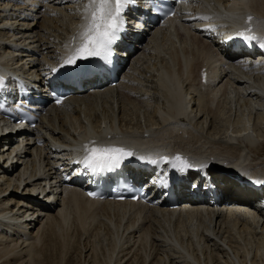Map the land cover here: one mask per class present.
Returning a JSON list of instances; mask_svg holds the SVG:
<instances>
[{"label": "bare ground", "instance_id": "6f19581e", "mask_svg": "<svg viewBox=\"0 0 264 264\" xmlns=\"http://www.w3.org/2000/svg\"><path fill=\"white\" fill-rule=\"evenodd\" d=\"M218 1L222 3L220 7L215 5L214 0H206L208 7L203 4L199 13L217 9L222 15L221 20L235 28L243 26L238 15H247L252 18V31L264 36V0ZM86 3L87 0H50L46 5L47 10L37 16L38 20L34 24H28L29 29L18 32L14 41L2 36L6 32L5 29H0V73L19 76L25 80L34 76L42 82L47 69L78 40L74 41V37L78 36L86 22ZM234 8L239 9V12L231 14ZM4 23L5 21H0V25ZM195 29V26H188L183 30L176 29V36L164 35L155 39L148 47L150 62H144L142 67H138L129 77L128 83L117 88H108L104 84L89 86L77 100L69 101L65 110H55L39 129L31 131L30 136L40 135L42 144L38 146L32 138L26 139L22 147L24 154L18 157L19 164L16 169L12 166V176L7 178L6 187L0 190V264L32 262L30 258L33 255L39 256L37 253L44 250L46 244L52 245L53 242L63 249L76 232L87 234V229L95 224L108 226L107 230L112 229L117 233V239L112 240L113 247H119L118 254L114 255L117 258L114 259V264H127L128 259L121 255L127 250L133 249L135 252L134 248L137 253L146 244L161 246L163 252L165 249L167 253L165 261L161 258L150 264H264V208L253 210L247 206L243 197L238 202L239 205L229 207V213L215 212L209 207L204 209L205 212L195 210L192 213L190 209L185 211L188 216L187 231L190 233L186 232L187 238L183 236L184 239L182 236L177 237L179 233H175V227L172 229L171 225L175 221L182 223L185 220L175 210L164 207L143 211L125 205H95L69 193L65 198L60 197L61 201L47 212V217H37L34 225L26 231V221L34 217V213L31 212L26 218L13 217L10 215L12 210L2 204L4 201L15 202L22 197L26 199L29 188L43 180L41 176H37L35 180H30L29 177H34L41 168L45 174L52 175V170L59 163L50 161L51 154L57 155L62 144L73 148L74 151H68L67 154L76 153L77 139L86 134H94L104 144L129 146L134 148L136 154L148 158L179 152L188 158L199 156L215 159L222 155L227 159H239L240 164L242 161H249L252 172L263 176L264 159L260 157V152L264 149V57L262 64L256 67L237 60L232 62L235 55H227L218 40L208 39L205 31L198 33ZM23 45L32 48L39 56L29 57L18 52L15 46ZM145 57L144 55L143 58ZM29 60L32 65L29 64L27 73L25 67ZM201 66L206 67L210 77L205 86L196 83ZM151 74L155 76L153 80ZM134 99H137L141 109L146 110L144 115L138 114L136 124L133 122L135 117L127 119ZM111 101L118 104L119 113L114 119ZM221 101L230 102L233 105L230 108L238 111V117L233 123H228L226 130L227 126L220 128L215 125L222 114V110L219 111ZM73 140L76 142H72ZM2 153L3 150H0V154ZM236 164L239 165L238 162ZM214 174L217 175L216 172ZM20 178L25 182V189L17 183ZM220 191L224 196L238 193L228 185L221 186ZM250 196L259 203L262 202L260 197L254 194ZM238 198L241 197L233 199ZM224 199L226 200L225 197ZM194 208L199 207L191 206V209ZM238 210L240 216L231 214ZM250 214L252 217L247 218L246 215ZM70 230L76 231L75 234L72 232L71 237ZM97 231L92 236L97 235ZM18 233L22 235L16 238ZM121 239L132 245L128 246L123 240L120 243ZM92 241L89 244V240L84 241L80 251L76 249L82 254L81 264H96L95 259H98L96 256L99 254L95 248L96 240ZM73 243L76 242L72 241ZM135 246L141 249H136ZM114 248L110 247L109 251L113 252ZM211 250L218 251V256L222 255L224 262L221 257L213 255ZM50 255L49 253L51 258ZM217 258H221L222 262ZM110 261L107 260L106 264ZM142 263L145 264L144 261Z\"/></svg>", "mask_w": 264, "mask_h": 264}, {"label": "snow or ice", "instance_id": "6c2138e0", "mask_svg": "<svg viewBox=\"0 0 264 264\" xmlns=\"http://www.w3.org/2000/svg\"><path fill=\"white\" fill-rule=\"evenodd\" d=\"M177 2L182 3L185 0H177ZM135 3L136 0H87L85 4V12L88 13L85 17L86 22L78 36L74 37V41L78 39L79 42L71 48L70 55L62 61V64L72 65L78 60L89 58H97L110 63L114 56L115 45L121 39H126L125 34L129 31L124 13L129 6L135 5ZM171 14L174 12L169 13V15ZM251 19L249 17V20ZM251 38L247 37V39ZM2 82V78H0V83ZM86 151L87 155L83 163L86 167L94 170L115 167L133 155L129 150L113 146H86ZM150 163L156 164L158 161L153 159ZM168 163L180 173L186 172L189 168L187 161L179 155Z\"/></svg>", "mask_w": 264, "mask_h": 264}, {"label": "rangeland", "instance_id": "374dc122", "mask_svg": "<svg viewBox=\"0 0 264 264\" xmlns=\"http://www.w3.org/2000/svg\"><path fill=\"white\" fill-rule=\"evenodd\" d=\"M156 62H155V59H154V63L153 64H155ZM152 64V65H153ZM150 66L151 68H154L153 66ZM154 70V69H153ZM153 77L151 78V80H153L154 79V74H151ZM150 97H151V95H149ZM149 97V100H151V98ZM132 105V106H131ZM140 105H138L137 104V101L135 100V102H132L131 104H130V109H131V113H129V116L127 117V119L128 120H131L132 119V117H135V120H134V118H133V122L136 124V122H137V117H138V114H142V115H144V113H145V111L146 110H144V109H141V107H139ZM138 108V109H137ZM239 108V107H238ZM230 109H232V108H230ZM230 109H229V107H228V105H225V106H223V108L221 109L222 110V114H221V116L217 119V121H216V123H215V125H216V127L218 126V127H220V128H223V127H225V126H227L226 128H225V130L228 128V123H233L234 122V119H236L237 117H238V111L237 110H234V113H232L231 111H230ZM139 111H141V112H139ZM133 124V123H132ZM232 126V125H231ZM215 127V128H216ZM140 129V131H142V128H139ZM219 137V136H218ZM260 157L262 156L263 157V159H264V149L260 152ZM188 218V217H187ZM193 217H191V219H192ZM185 221H183L182 223H177V221H175L174 223H172V225H171V228L173 229L174 227H175V229H173L174 231H175V233H179L178 235H177V237H181L182 239H184V237L185 238H187L186 237V235H187V233L186 232H189L190 233V231H187L188 230V224L186 223L187 222V219H184ZM185 222V223H184ZM175 226H174V225ZM179 226V228H178V226ZM183 225V226H182ZM93 226H95V227H93ZM92 227H91V229L89 228V229H87V234H85V233H81L82 234V236L80 235V233L79 232H76V234H75V232H73L72 230H70L69 232V236L71 237L73 234H75V235H73L70 239H69V242H67L66 243V245L63 247V249L60 247V246H55L56 244H55V242H53L52 243V245H51V243H49V245H45V248H44V250H41V252H38L37 253V255H39V256H37V257H34V256H36V255H33L31 258H30V260H32V262H29L28 261V263L27 264H81V262H82V257H81V253L80 252H77V250H79L80 251V249H81V245H83L85 242L84 241H87V240H89V242H87L88 244L89 243H91V240H96V241H94V243L96 244L95 245V248L96 249H98V254H99V256H100V258H99V256L97 255V252H96V255L98 256H96V258H98V259H95V263L96 264H106V262H107V260H111L110 262H109V264H114V262H116V260H114L116 257H114V255L116 256L117 254H118V245H117V248H114L113 246H114V242L112 241L113 239L114 240H116L117 239V233L115 234L114 233V230H112V229H110V227H109V229H110V231L109 230H107V227L105 226V225H101L100 226V224H95V225H93ZM99 226V227H98ZM105 226V227H104ZM181 226V227H180ZM92 228H96V230H94V229H92ZM98 228H101V229H98ZM102 228H104V229H102ZM162 228V227H161ZM97 229H98V231H97ZM178 229V230H177ZM88 230H90V231H88ZM92 230H93V232H92ZM101 232H100V231ZM162 230H163V228H162ZM227 230V229H226ZM97 231V235L96 234H93L94 236H92V233H95ZM108 231V232H107ZM179 231V232H178ZM72 232H73V234H72ZM88 232H90L89 233V235H88ZM101 234H100V233ZM107 232V233H106ZM109 232H111V233H109ZM112 232H113V234H112ZM116 232V231H115ZM79 233V234H78ZM188 233V234H189ZM76 235H80L79 236V238H78V236H77V238H76ZM85 235V236H84ZM101 235V236H100ZM110 235V236H109ZM116 235V236H115ZM90 236V237H89ZM96 236H97V239H95L96 238ZM184 236V237H183ZM73 237H75V238H73ZM83 237H84V239H83ZM89 237V238H88ZM88 238V239H87ZM75 241L76 243H73L72 244V241ZM122 240H123V242H124V239H121V240H119L120 241V243L122 242ZM78 241V242H77ZM92 241V242H93ZM118 241V242H119ZM241 242V241H240ZM69 243V245H67ZM80 243V244H79ZM125 244H127L128 246H129V244L130 245H132V243L131 242H124ZM72 244V245H71ZM78 244V245H77ZM141 244H145V243H141ZM54 245V246H53ZM75 245V246H74ZM79 245H80V248H79ZM147 246H145V247H148V248H146L145 249V247H144V249H143V245H142V249H141V247L140 248H138V247H136V249L138 248L140 251H137V253H136V250H135V248H134V251L135 252H133L132 250L130 251V250H127V251H125L126 253L125 254H123V255H121V257H123V256H126V259H128L127 260V264H141L143 261H144V263L145 264H150V263H153L156 259H161L162 258V260H164L165 261V255H167V253L165 252V249H164V252H163V248H160L161 246H159V247H153L152 245H149V244H146ZM244 245V244H243ZM39 246V245H38ZM52 246H53V248H52ZM68 246V247H67ZM70 246V247H69ZM74 246V247H73ZM77 246V247H76ZM150 246V247H149ZM152 246V247H151ZM47 247H49V249L51 248V250L49 251V249H47ZM55 247H57L56 249H55ZM76 247V248H75ZM98 247V248H97ZM110 247H112V248H114L113 249V252H110L111 251V249H110ZM37 248H39V247H37ZM42 248V249H43ZM61 248V249H60ZM69 248V249H68ZM75 248V249H74ZM78 248V249H77ZM154 248V249H153ZM53 249V250H52ZM59 249V250H58ZM77 249V250H76ZM100 249V250H99ZM107 251H106V250ZM162 251H161V250ZM68 250V251H67ZM70 250V251H69ZM110 250V251H109ZM115 250V251H114ZM157 250V251H156ZM160 250V251H159ZM53 251H54V253H53ZM55 251H60V252H55ZM64 251H65V254H64ZM44 252H49L51 255V258L49 257V253H48V255H47V253L45 254ZM64 254H62V253ZM132 252V253H131ZM211 252H212V254L213 255H215V256H217V257H221L220 255L218 256V251L216 252V250H215V252L213 251V250H211ZM111 255V256H108L109 254ZM113 253V254H112ZM134 253V254H133ZM140 253V254H139ZM43 254V255H42ZM61 254V255H60ZM146 254V255H145ZM149 254V255H148ZM217 254V255H216ZM220 254V253H219ZM44 257V255H45V257H44V259H43V257ZM46 255L48 256L47 257V261H45L46 260ZM79 255V256H78ZM106 255V256H105ZM141 255V256H140ZM145 255V257H143V256ZM108 256V257H107ZM110 257V259H108ZM136 257V258H135ZM147 257V258H146ZM55 258V259H54ZM81 258V259H80ZM143 258H145V259H143ZM222 258V257H221ZM221 258H219L220 259V261L222 262V260H223V258H222V260H221ZM48 259H49V261H48ZM104 259H107V260H104ZM117 259V258H116ZM142 259V260H141ZM218 259V258H217ZM219 259H218V261H219ZM98 260H100L101 262L99 263V261ZM105 261V263H104V261ZM96 261H98V262H96ZM142 261V262H141ZM57 262V263H56ZM113 262V263H112ZM147 262V263H146ZM223 262H224V260H223ZM85 263H87V262H85ZM143 264V263H142Z\"/></svg>", "mask_w": 264, "mask_h": 264}]
</instances>
